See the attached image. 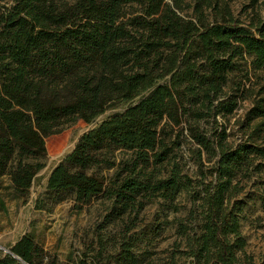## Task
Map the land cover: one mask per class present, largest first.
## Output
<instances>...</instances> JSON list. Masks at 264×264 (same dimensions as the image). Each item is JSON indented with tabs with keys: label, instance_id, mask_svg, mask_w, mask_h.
<instances>
[{
	"label": "trees",
	"instance_id": "trees-1",
	"mask_svg": "<svg viewBox=\"0 0 264 264\" xmlns=\"http://www.w3.org/2000/svg\"><path fill=\"white\" fill-rule=\"evenodd\" d=\"M245 55L260 74L234 90L228 74ZM240 97L251 101L247 133L230 146L217 117ZM121 102L132 103L80 137L47 189L73 190L81 204L105 194L120 210L160 196L176 211L183 192L189 210L173 220L183 248L175 243L160 264H238L240 179L264 165V19L244 24L227 0H10L0 11V177L16 194L44 167L46 136ZM183 144L199 168L206 155L208 182L171 159ZM117 148L131 151L129 160H109ZM101 165L115 167L108 182L88 172ZM121 246L117 264H140L130 242ZM8 252L0 264H41L31 234Z\"/></svg>",
	"mask_w": 264,
	"mask_h": 264
},
{
	"label": "rangeland",
	"instance_id": "rangeland-1",
	"mask_svg": "<svg viewBox=\"0 0 264 264\" xmlns=\"http://www.w3.org/2000/svg\"><path fill=\"white\" fill-rule=\"evenodd\" d=\"M227 2L244 24L255 15L264 19V0ZM9 4L10 0H0V11ZM251 59L252 56L245 55L236 61V67L228 74L229 86H255V76L260 71L252 69ZM131 103L113 104L89 123L77 121L59 133L46 136L44 167L35 175L24 195L13 191L8 177H0V257L9 253L25 234H31L42 250L41 264H117L114 257L121 252L123 241L131 243L130 251L140 264L162 263L175 243L183 248L184 238L175 234L173 222L175 218L185 217L189 210L190 202L183 192L173 201L178 205L176 211L160 196L151 201L137 196L134 203L120 210L121 204L105 194L93 196L86 204H81L75 201L73 190L56 192L47 189L50 172L73 150L80 137L111 116L122 113ZM237 104L231 114L217 117L226 127L225 141L230 146L240 144L247 133L246 112L251 101L240 97ZM190 147L183 144L170 154L171 159L180 163L182 173L192 181L200 178L199 170H202L204 180L208 182L213 174L211 163L206 162V155L202 153L203 166L199 168L190 156ZM130 157L131 151L121 148L107 155L115 163ZM166 168L168 165L164 164V168L158 170L162 173ZM114 169L101 165L88 172L102 175L108 182ZM249 172L247 177H241L243 191L236 198L241 202L239 225L246 240L244 250L237 252L238 264H264V165L251 168ZM139 202L142 203L140 207ZM179 258L190 261L184 256Z\"/></svg>",
	"mask_w": 264,
	"mask_h": 264
},
{
	"label": "water",
	"instance_id": "water-1",
	"mask_svg": "<svg viewBox=\"0 0 264 264\" xmlns=\"http://www.w3.org/2000/svg\"><path fill=\"white\" fill-rule=\"evenodd\" d=\"M25 264V263H24Z\"/></svg>",
	"mask_w": 264,
	"mask_h": 264
}]
</instances>
